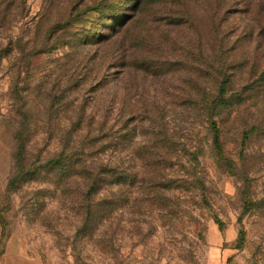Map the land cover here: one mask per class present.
<instances>
[{
  "label": "rangeland",
  "instance_id": "374dc122",
  "mask_svg": "<svg viewBox=\"0 0 264 264\" xmlns=\"http://www.w3.org/2000/svg\"><path fill=\"white\" fill-rule=\"evenodd\" d=\"M91 171L128 208L85 224ZM5 250L264 264V0H0Z\"/></svg>",
  "mask_w": 264,
  "mask_h": 264
},
{
  "label": "trees",
  "instance_id": "16d2710c",
  "mask_svg": "<svg viewBox=\"0 0 264 264\" xmlns=\"http://www.w3.org/2000/svg\"><path fill=\"white\" fill-rule=\"evenodd\" d=\"M212 127H215L214 124ZM214 143H218L216 133ZM57 163V160H51L47 164ZM106 174L102 171H91L85 175V179L91 182L90 187L83 193L85 224L97 219L108 220L123 208H128V173H121L116 177Z\"/></svg>",
  "mask_w": 264,
  "mask_h": 264
},
{
  "label": "crops",
  "instance_id": "0c3cea01",
  "mask_svg": "<svg viewBox=\"0 0 264 264\" xmlns=\"http://www.w3.org/2000/svg\"><path fill=\"white\" fill-rule=\"evenodd\" d=\"M38 262L28 256L9 250L0 253V264H37Z\"/></svg>",
  "mask_w": 264,
  "mask_h": 264
}]
</instances>
